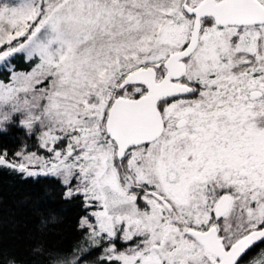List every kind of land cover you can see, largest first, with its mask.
<instances>
[{
  "label": "snow or ice",
  "instance_id": "snow-or-ice-1",
  "mask_svg": "<svg viewBox=\"0 0 264 264\" xmlns=\"http://www.w3.org/2000/svg\"><path fill=\"white\" fill-rule=\"evenodd\" d=\"M14 130L80 209L44 264H264V0H0Z\"/></svg>",
  "mask_w": 264,
  "mask_h": 264
},
{
  "label": "trees",
  "instance_id": "trees-1",
  "mask_svg": "<svg viewBox=\"0 0 264 264\" xmlns=\"http://www.w3.org/2000/svg\"><path fill=\"white\" fill-rule=\"evenodd\" d=\"M20 140L32 143L14 130L13 135L0 137V145H7L11 156L12 151L19 150ZM79 215L78 207L63 202L58 186L0 166V264L5 259H14L17 264L21 260L25 264H44L49 252L70 249L79 238Z\"/></svg>",
  "mask_w": 264,
  "mask_h": 264
},
{
  "label": "rangeland",
  "instance_id": "rangeland-1",
  "mask_svg": "<svg viewBox=\"0 0 264 264\" xmlns=\"http://www.w3.org/2000/svg\"><path fill=\"white\" fill-rule=\"evenodd\" d=\"M21 71H29L30 69L27 67L21 68ZM38 155H46V153H37Z\"/></svg>",
  "mask_w": 264,
  "mask_h": 264
}]
</instances>
